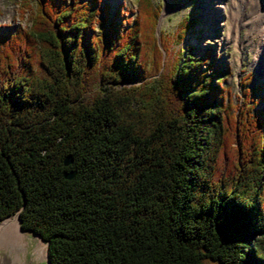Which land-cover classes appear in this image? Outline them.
<instances>
[{
    "label": "trees",
    "instance_id": "16d2710c",
    "mask_svg": "<svg viewBox=\"0 0 264 264\" xmlns=\"http://www.w3.org/2000/svg\"><path fill=\"white\" fill-rule=\"evenodd\" d=\"M0 32V220L48 264H264L261 86L138 0H21ZM65 158H69L64 163ZM71 173V177L65 175Z\"/></svg>",
    "mask_w": 264,
    "mask_h": 264
},
{
    "label": "rangeland",
    "instance_id": "374dc122",
    "mask_svg": "<svg viewBox=\"0 0 264 264\" xmlns=\"http://www.w3.org/2000/svg\"><path fill=\"white\" fill-rule=\"evenodd\" d=\"M137 1L104 0L112 14L116 8L123 5L122 11L128 18L132 17L131 11L135 10ZM152 1L160 9L156 24L157 37L160 32L172 34L185 17L195 18L193 26L188 29L182 42L179 43L176 38L170 39L169 48L172 52L176 48L184 50L188 46L200 56L205 50L211 49L213 52L211 62L214 65L226 63L231 68V76L226 84L230 87L234 103L240 102L243 93L240 81L249 73L252 78L250 86L262 87L258 95H261L263 100L256 108L264 106V37L260 33V27H252L248 22V13L251 10L248 0H245L243 5H240L239 0ZM21 5V0H0V32L26 26L25 16L20 15ZM231 16L241 18L242 23L238 27L232 26ZM9 217L15 218L18 223L15 215ZM24 235L29 239L28 250L31 251L40 242L46 247V243L39 236L29 231Z\"/></svg>",
    "mask_w": 264,
    "mask_h": 264
},
{
    "label": "bare ground",
    "instance_id": "6f19581e",
    "mask_svg": "<svg viewBox=\"0 0 264 264\" xmlns=\"http://www.w3.org/2000/svg\"><path fill=\"white\" fill-rule=\"evenodd\" d=\"M239 2H240V5H243V3L246 1L245 0H239ZM248 3H249V7L251 9L250 12L248 13V22L252 25V27L253 26L260 27L261 28L260 33L264 37V0H248ZM236 9H237V7H236ZM234 15H235V13H234ZM234 17L231 16L232 26L234 25V26L238 27L242 23L241 22L242 19L238 18V17L236 19ZM25 232H27V231H21L20 230L18 223L16 222L15 218L9 217V218H6V219L0 221V243L4 246L10 247V248H15V249L26 248L29 244V239H27L28 236L26 237L24 235ZM34 252L38 258H40V259L46 258V254H47L46 253V247L42 244V242H40L39 244H37L36 247H34Z\"/></svg>",
    "mask_w": 264,
    "mask_h": 264
},
{
    "label": "water",
    "instance_id": "95a60500",
    "mask_svg": "<svg viewBox=\"0 0 264 264\" xmlns=\"http://www.w3.org/2000/svg\"><path fill=\"white\" fill-rule=\"evenodd\" d=\"M68 161L69 158H65L64 163H67ZM65 176L71 177L72 174L68 173ZM15 217L17 218V215H15ZM20 230L29 231V230H22L21 228ZM29 232H31L34 235H37L32 231ZM0 264H48V261H47V254L44 260L38 258L34 252V248H32L31 251L28 250V246L26 248L15 249L4 246L0 243Z\"/></svg>",
    "mask_w": 264,
    "mask_h": 264
}]
</instances>
